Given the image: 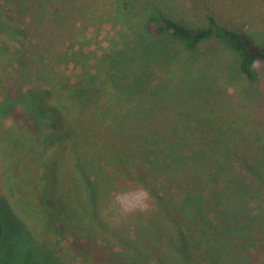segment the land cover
<instances>
[{
    "label": "trees",
    "instance_id": "trees-1",
    "mask_svg": "<svg viewBox=\"0 0 264 264\" xmlns=\"http://www.w3.org/2000/svg\"><path fill=\"white\" fill-rule=\"evenodd\" d=\"M91 1L100 6L101 16H110L117 7L112 20L135 17L129 0ZM146 9L143 28L149 36L171 37L185 43L190 52L216 39L234 53L236 61L224 67L227 78L222 88L237 90L234 80L248 89L257 84L254 65L264 61V36L257 41L210 14L191 24L160 9ZM51 11L48 0H0V152L7 156L0 185L30 223L27 229L18 223L12 227L0 214V247H13V236L22 238L23 228L27 232L23 242L29 234L44 252L69 243L90 257L97 255V264H107L113 257L115 264H204L212 250L226 252L235 245L238 250V238L248 237L247 227L213 219L221 208L216 193L223 188L221 180L216 182L220 162L236 159L232 151L221 150L228 143L218 135V104L210 101L205 108L208 115L202 113L198 121L170 118L163 124L166 131L162 128L157 134L155 127L139 125L122 138L114 139L111 133L106 142L98 132L106 116H115L109 129L115 131L116 122L129 112L122 101L108 98L139 100L146 74L115 71L113 63L105 75L90 77L85 70L96 59L81 53L85 42L92 41L86 37L87 28L73 39L70 53L61 54L59 47L53 49L58 26L51 21ZM130 51L127 48L126 53ZM143 51L133 50L132 59ZM33 59L37 61L31 66ZM85 59L87 64L82 63ZM19 71L26 80L9 83ZM110 88L117 93L108 92ZM135 104L130 107L136 108ZM132 108L134 113L139 107ZM192 110L183 115L193 116ZM95 132L99 136L93 137ZM138 189L148 193L146 206L136 209L135 216L130 211L121 215L119 200L134 199ZM66 212L74 218L66 219ZM125 217L131 232L120 235L119 251L102 247L96 235L113 239ZM204 242L213 249H203ZM14 255L9 253L14 261L9 264L21 258ZM59 262L50 255L44 260L35 257L33 264Z\"/></svg>",
    "mask_w": 264,
    "mask_h": 264
},
{
    "label": "rangeland",
    "instance_id": "rangeland-1",
    "mask_svg": "<svg viewBox=\"0 0 264 264\" xmlns=\"http://www.w3.org/2000/svg\"><path fill=\"white\" fill-rule=\"evenodd\" d=\"M48 1H51L52 6L51 21L58 26L57 42L53 49L59 47L58 52L61 54L70 53L69 45L73 43V39L80 35L82 27L87 28L86 37L92 41L85 42L81 53L96 59L94 63H89V68L85 70L90 77L99 78L100 75H105L107 66L113 63H117L114 66L115 71L125 70V73L136 71L146 74L143 95L139 100L136 98L133 100L130 96L108 98L114 102L122 101L123 109H129L127 110L129 112L121 121L116 122L119 123V127L115 130L119 129L116 135H114L115 131L109 130L115 116L113 114L106 116L105 123H101V130H99L100 126L98 128V132H101L99 135H102L106 142L108 139L122 138L129 130L132 131L139 125H151L155 127L154 132L157 134L158 130L165 129L163 124L167 122L164 121L170 118L180 123H187L192 118L198 121L202 113L208 115L205 108L210 101L214 100L218 104L215 112L219 123L218 135L220 139H225L224 144L228 143V146L221 150L232 151L236 159L219 161L217 172L219 180L216 182L221 180L224 193L220 194L222 190L216 192L219 194L218 203L221 208L213 219L219 221L225 218L235 223L234 227L237 223L246 226L248 237L238 238V250L235 249L237 246L235 245V248L226 252L223 250L212 252L211 245L204 242L203 249L206 247L205 249L210 251V254L204 257L208 259L204 264H264V61L254 65L258 74L255 86H250L248 89L245 84L234 80L233 84L237 86V90L230 87L222 88L221 84L227 78L224 67L235 62L236 57L219 40L204 42L197 51L190 52L185 43L171 37H151L143 28L148 17L146 13L148 7L149 10L160 9L164 13L184 18L191 24H198L210 14L217 17L221 23L249 33L260 41L264 36V0H129L131 9L134 6L136 12L131 21L112 20L118 10L117 7L110 16H101L100 6L93 5L94 2L91 0ZM80 40L82 41V37ZM127 48L131 49L130 54L126 53ZM141 48L144 51L132 59L133 50L136 52ZM146 51L152 52L151 56L147 57ZM118 58L121 63H118ZM34 61L37 59L30 61L31 66L34 65ZM42 63L49 62L44 59ZM82 63L87 64L86 59ZM77 72L79 73L80 70ZM18 73L19 76L12 74L7 81L12 84L24 81L25 76L20 74V71ZM255 90L257 92H254ZM111 91L117 93L110 88L108 92L112 93ZM144 100L147 102L142 104ZM134 104L139 108L130 107ZM131 108L136 109V112L132 113ZM188 109H193V116L183 115L185 111H189ZM111 133L112 138H110ZM99 135L96 132L92 134L93 137ZM6 157L0 152V184L5 173L2 163L6 161ZM254 166L259 169L258 173L249 171V168L252 169ZM212 171L210 170L209 173ZM213 180L216 183L215 179ZM6 193L5 187L2 188L0 185V214L12 224V227H17L18 223L27 229L30 223L26 215L14 207L12 199H8ZM130 212L133 216L138 214L136 210ZM65 217L71 220L74 215L66 212ZM123 221L124 224H118L119 228L115 230L113 239L107 234L96 235L102 247L105 246L110 251L112 248L119 251L122 244L120 235L123 233L125 237L131 232L127 218L125 217ZM23 228L22 238L13 236L15 242L13 250V247H0V264L14 262L9 259L10 252L15 253L13 257L21 255L17 264H33L35 257L44 260V257L50 255L58 257L60 264H97L95 262L98 259L97 255L90 257L69 243L63 242L57 248H49L44 252L29 234L23 242L27 234ZM17 241L19 244H16ZM211 254H214L212 258H210ZM24 256L26 260L23 259ZM113 258L109 259L107 264H115ZM139 262L141 261L135 263Z\"/></svg>",
    "mask_w": 264,
    "mask_h": 264
},
{
    "label": "clouds",
    "instance_id": "clouds-1",
    "mask_svg": "<svg viewBox=\"0 0 264 264\" xmlns=\"http://www.w3.org/2000/svg\"><path fill=\"white\" fill-rule=\"evenodd\" d=\"M148 193L145 190L138 189L135 192L134 199L119 200V211L121 214L133 211L146 206L148 200Z\"/></svg>",
    "mask_w": 264,
    "mask_h": 264
}]
</instances>
